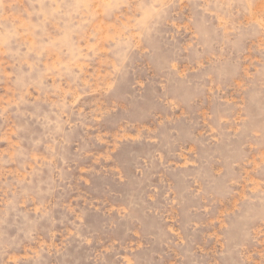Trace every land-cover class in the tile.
Instances as JSON below:
<instances>
[{
  "label": "rangeland",
  "instance_id": "obj_1",
  "mask_svg": "<svg viewBox=\"0 0 264 264\" xmlns=\"http://www.w3.org/2000/svg\"><path fill=\"white\" fill-rule=\"evenodd\" d=\"M0 264H264V0H0Z\"/></svg>",
  "mask_w": 264,
  "mask_h": 264
}]
</instances>
